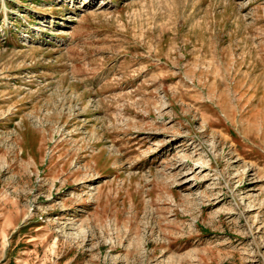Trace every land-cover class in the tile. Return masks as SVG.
<instances>
[{
	"label": "rangeland",
	"instance_id": "rangeland-1",
	"mask_svg": "<svg viewBox=\"0 0 264 264\" xmlns=\"http://www.w3.org/2000/svg\"><path fill=\"white\" fill-rule=\"evenodd\" d=\"M0 264H264V0H0Z\"/></svg>",
	"mask_w": 264,
	"mask_h": 264
}]
</instances>
